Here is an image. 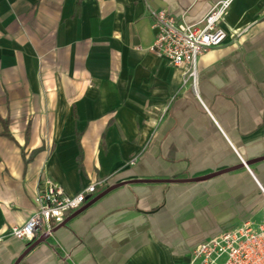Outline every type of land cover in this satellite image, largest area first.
Instances as JSON below:
<instances>
[{
	"label": "crops",
	"instance_id": "crops-1",
	"mask_svg": "<svg viewBox=\"0 0 264 264\" xmlns=\"http://www.w3.org/2000/svg\"><path fill=\"white\" fill-rule=\"evenodd\" d=\"M218 1L0 0V264H190L264 223V160L241 166L264 157V0L232 1L195 79L153 49L150 8L195 24ZM44 180L97 189L17 239Z\"/></svg>",
	"mask_w": 264,
	"mask_h": 264
},
{
	"label": "built area",
	"instance_id": "built-area-1",
	"mask_svg": "<svg viewBox=\"0 0 264 264\" xmlns=\"http://www.w3.org/2000/svg\"><path fill=\"white\" fill-rule=\"evenodd\" d=\"M232 1L219 0L195 24L180 21L165 10L150 8L149 14L157 30L153 49L173 66L185 68L186 76L195 79L200 56L222 45L229 35L223 24ZM135 161L132 159L131 163ZM96 189L97 184H91L80 193L69 195L60 184L44 180L35 198L36 211L24 225L11 227L10 234L28 241H34L40 234L52 235L68 215L84 205L86 195H93ZM190 264H264V223L254 227L246 222L201 243L193 250Z\"/></svg>",
	"mask_w": 264,
	"mask_h": 264
},
{
	"label": "water",
	"instance_id": "water-1",
	"mask_svg": "<svg viewBox=\"0 0 264 264\" xmlns=\"http://www.w3.org/2000/svg\"><path fill=\"white\" fill-rule=\"evenodd\" d=\"M261 160H264V157H261V158H258V159H255V160H252V161H246L245 163H242V167H245L246 165L247 166H250V165H252L253 163H255V162H258V161H261ZM223 172H226V171H220V172H218V173H214V174H212V175H207V176H204V177H199V178H194V179H190V180H193V181H200V180H205V179H209V178H211V177H213V176H215V175H218V174H221V173H223ZM44 239V238H43ZM43 239H38L30 248H29V250L30 249H32L33 247H35L36 245H38L41 241H43Z\"/></svg>",
	"mask_w": 264,
	"mask_h": 264
}]
</instances>
